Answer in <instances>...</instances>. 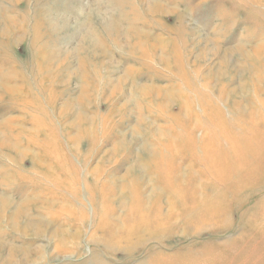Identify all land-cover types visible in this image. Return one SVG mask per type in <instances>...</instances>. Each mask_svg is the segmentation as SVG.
<instances>
[{"label": "rangeland", "instance_id": "1", "mask_svg": "<svg viewBox=\"0 0 264 264\" xmlns=\"http://www.w3.org/2000/svg\"><path fill=\"white\" fill-rule=\"evenodd\" d=\"M0 81V264H264V0H0Z\"/></svg>", "mask_w": 264, "mask_h": 264}, {"label": "bare ground", "instance_id": "2", "mask_svg": "<svg viewBox=\"0 0 264 264\" xmlns=\"http://www.w3.org/2000/svg\"><path fill=\"white\" fill-rule=\"evenodd\" d=\"M5 32H3L1 35H3L4 37H6L5 35ZM262 45L260 44H258L256 47H255V49L253 48V51H251L250 52V54L252 55V54H258V52L260 51V49L262 48L261 47ZM235 51H237V52H239L240 54H241V56L242 57H245V59H249V57H250V54H247V52H245L243 49H242V46L241 47H239V48H236V49H234ZM235 51H230V52H225L226 54L227 53H231V52H235ZM215 52H217V51H215ZM225 54H224V56L222 55V59H221V62H220V67H222L221 65H222V63H224V60H225ZM227 60V59H226ZM227 62V61H226ZM124 85V83L122 82V80H119V87H122ZM15 87H8V86H6V84H5V82L3 81V82H1L0 81V92H2L3 94H5V95H13V93H15ZM117 91V90H116ZM133 91L135 92V93H138L140 96H142L143 97V99H147V98H149V97H151V96H153V94H154V92L151 90V89H149V88H147V87H134V89H133ZM195 92H198V91H196L195 90ZM156 93V92H155ZM155 95V94H154ZM86 99V98H85ZM196 99V98H195ZM162 101V100H161ZM188 102H189V104L191 103L189 100H188ZM215 104V103H214ZM163 106V105H162ZM208 106L209 107H207V108H210L211 107V104L209 103L208 104ZM190 108L191 109H193V107L190 105ZM206 108V107H205ZM184 109L186 110V112L189 110V108H188V106H185L184 107ZM194 110V109H193ZM208 110V109H207ZM192 111V110H191ZM191 111L189 110V112H190V114H191ZM41 113V112H40ZM136 117L138 118V119H140L142 116H141V111H139V110H137L136 111ZM192 117H191V120L193 121V122H195V120L197 121L198 119H195V113L194 112H192V115H191ZM204 116H207V118H209V120L211 119L212 120V122H213V119L214 120H216V122L217 123H219V124H226V125H228L230 128H235L234 126H235V123H233V122H225V120L223 119V116L221 115V113H219V112H213V113H205V115ZM190 118H188V120H189ZM80 120V119H79ZM93 120V119H92ZM90 118L88 119H85V121H86V124H87V129L85 130L86 131V133L87 134H91V136L89 137L88 136V140H89V143H91V144H93L94 142H95V138L94 137H92V121ZM94 121V120H93ZM80 122H81V120H80ZM211 122V121H210ZM237 122V121H236ZM41 123V122H40ZM191 123V122H190ZM213 124V123H212ZM45 128V127H44ZM210 128V127H209ZM1 129H4L3 127H2V125H1V127H0V131H1ZM40 130H42V129H40ZM192 131V130H191ZM189 133H191L190 132V130L188 131V134ZM48 138H54V137H56V134H55V132L54 131H50V133H46L45 134ZM216 135H218V134H213V132H205V134H204V136H205V139L207 140L206 142V144H205V147H204V149H205V153H207V154H205L204 156H207V157H209V160H205V162L203 163L206 167H209V168H213V158L212 157H210V156H212V152H213V148L211 147V146H207L206 147V145H213V143H215V142H217L218 140H219V138H218V136H216ZM225 136V135H224ZM223 136V137H224ZM244 136H245V134H242V135H234V141L232 142V144H231V146H229L227 149H223L222 147L221 148H218V150H220L221 149V152L222 151H227V152H229L230 154L231 153H234V152H236L237 150H239V147H240V140L242 139V141H243V139H244ZM230 137V136H229ZM79 139V138H78ZM218 139V140H217ZM72 141V140H71ZM72 143V150H73V152H75V154H77L78 155V151H79V148L78 147H75V145H74V142H71ZM124 143L125 142H123V143H119V144H116L115 146H114V148H113V152L115 153H117V152H119L123 147H124ZM91 144H88V147L91 145ZM225 148V147H224ZM0 150H6V147H5V145H4V142H2L1 141V139H0ZM88 151H89V148H88ZM87 151V152H88ZM1 152V151H0ZM147 153V152H146ZM147 154H149V155H151L152 154V152L151 151H148V153ZM53 157H55V159H56V161L58 162V164H59V166H58V168H61L62 169V171H64L65 173H68V172H70V171H75L76 169L75 168H73L70 164H69V162H68V159H67V156L63 153V152H57L56 154L54 153L53 154ZM17 159V158H16ZM18 160V162H21L19 159H17ZM162 160H164V159H162ZM66 162V164L67 165H70V166H68V167H65L64 165H63V163H65ZM196 162V161H195ZM98 163V162H97ZM34 164V167L35 168H46L45 166H43L41 163L39 164L38 162H34L33 163ZM53 164V163H52ZM201 166H203V165H201ZM100 167V166H99ZM101 168V167H100ZM100 168H97V167H95V168H93L92 170H91V172H90V178H92V182H95V184L98 182V175L99 174H101V169ZM90 171V170H89ZM132 172H134V168L132 167V166H130L126 171H125V175H124V177H127V176H129ZM47 173V172H46ZM48 174V173H47ZM51 177V176H50ZM49 177V175H46V174H43L42 175V178H44L45 180H46V182L48 181V183L49 184H51V185H53V186H55V184H54V180L53 179H51ZM173 201V200H172ZM169 203V202H168ZM7 207L8 208H10V204H9V202L8 201H4L3 199L2 200H0V214H3L5 211V209H7ZM16 208V207H15ZM65 210V209H64ZM104 210V209H103ZM8 211V210H7ZM23 213H22V211H21V209L20 208H16V209H12V211H11V213H10V218H11V220H12V226L10 225V227H11V229H13V230H16L17 231V229L19 228V224H18V218H19V216H21ZM103 214H104V216H106V213L105 212H103ZM103 214H102V216H103ZM108 215V214H107ZM22 217V216H21ZM21 219V218H20ZM45 225H41L42 223ZM40 222V224H34L33 222L31 223V224H27L25 227H23V229H22V231H24V232H27V231H33V233H34V235L36 236V237H38V235H45L46 233H48V227H47V224L48 223H46V222H43V221H41ZM61 229H58V228H56L55 230H53L51 233H50V238L51 239H53V240H57V242H59V244H61L62 246H63V248H65V246H66V244L71 240V241H73V239H74V237L76 236V234H75V236L74 235H72L71 233H69V232H67V230H65V229H63L62 230V227H60ZM62 235H64V236H66V235H68L67 237H62ZM77 235H78V233H77ZM18 249V248H17ZM10 252H11V256H10V258L12 259V258H14V250H13V248H11V250H10ZM31 252V251H30ZM37 251H34V253L36 254V255H34V256H38L37 255V253H36ZM27 254L28 252L27 251H24V254ZM33 254V253H32ZM26 258V257H25ZM37 258H41L40 256H38ZM29 260V259H28ZM11 261V260H10ZM27 261V260H26ZM28 262V261H27ZM23 263V262H22Z\"/></svg>", "mask_w": 264, "mask_h": 264}]
</instances>
